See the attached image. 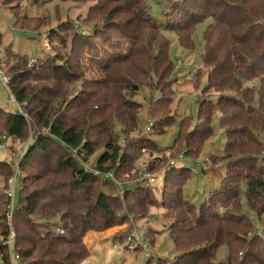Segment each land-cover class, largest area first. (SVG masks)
I'll return each mask as SVG.
<instances>
[{"label": "trees", "instance_id": "trees-1", "mask_svg": "<svg viewBox=\"0 0 264 264\" xmlns=\"http://www.w3.org/2000/svg\"><path fill=\"white\" fill-rule=\"evenodd\" d=\"M0 2L9 4L11 0ZM95 2L89 16L94 12L100 24L115 29L113 20L124 21L130 25L133 44L127 57L104 68L103 79L95 82L90 91L70 99L72 86L81 80L80 68L69 56L57 51H67L68 41L72 44L76 38L88 41L96 36L97 23L86 28L75 22L60 23L59 29L64 31L54 33V55L36 67L28 68L25 56L11 52L4 56L9 66L8 90L20 112L0 109V137L24 147L18 161L24 175L20 177V193L11 222L15 233L13 248L23 264H84L90 256L84 237L116 224L120 195H114V184L105 176L113 174L116 180L118 173L129 167L123 150L127 139L141 131V105L128 95L138 91L132 80L145 74L156 78L157 66L163 69L157 82L172 71L165 53L167 40L160 36L159 26L139 0ZM177 3L179 9L173 11L182 13L183 23L170 25L168 20L174 12H167L164 17L166 30L175 34L182 46L191 47L190 37L196 24L211 21L203 35L201 63L207 70V84L199 104L201 125L183 136V141L189 137L205 142L212 133L214 113H221L226 143L220 159L227 166L230 180L199 209L182 197L179 186L172 195L173 201L161 199L162 208L172 220L167 231L173 241L174 264H232V252L240 248L244 253L241 264H264V249L252 245L261 240L256 239L250 221L240 212L241 200L258 219L264 212V170L258 161L264 143V0ZM145 15L150 18L146 22L148 39L137 28L146 21ZM211 95L217 98L212 100ZM150 109L149 105V112ZM97 153L99 157L92 160ZM11 176L12 169L0 162L3 185ZM160 179L167 182L163 176ZM102 187L112 188L107 192ZM2 196L0 238L6 239L9 229L4 213L9 199ZM220 208L222 214H233L220 215ZM251 237L253 241L249 242ZM221 247L228 252L225 263L216 262ZM156 264L164 263L160 260Z\"/></svg>", "mask_w": 264, "mask_h": 264}, {"label": "rangeland", "instance_id": "rangeland-1", "mask_svg": "<svg viewBox=\"0 0 264 264\" xmlns=\"http://www.w3.org/2000/svg\"><path fill=\"white\" fill-rule=\"evenodd\" d=\"M95 1L11 0L9 4L0 2V69L8 76L9 66L4 58L7 52L25 56L29 63L28 68L34 65L36 67L41 60L50 59L57 49L54 33L60 34L64 31L59 29L62 22L79 23L84 28L97 23L96 36L91 35L92 38L88 41L76 38L72 44L68 41L67 51H57L69 56L80 68L81 80L72 86L70 99L90 91L95 82L103 79L104 68L127 57L133 44V39H130V25L126 26L124 21L113 20L117 27L115 29L100 24L99 17L94 12H90L89 16V9L95 6ZM139 1L159 26L160 36L167 40L165 53L172 65V71L157 82L156 78H160V72L163 70L160 68L162 66H157L156 78L145 74L132 80L138 91L128 92V95L133 102L141 105V131L130 136L124 147L123 152L128 158L129 167L120 171L116 180L113 174L108 178L114 184V195H120L116 224L101 232H89L84 237L83 241L90 253L84 264H146L148 261L156 264L160 260L164 264H174L176 260L173 241L167 231L172 220L169 213L162 208L161 199L164 197L173 201L172 195L179 186L182 197L199 209L212 194L230 180L227 166L220 159L226 143V126H223L225 121L221 113H214L210 124L212 133L205 142L199 143L189 137L186 142L183 141V136L195 131L201 121L198 116L199 104L202 90L207 84V70L201 63L205 48L203 35L211 21L205 20L194 26L190 37L191 47L186 48L181 45L175 34L166 30L167 21L164 16L167 12H174L173 9H179V4H175L178 0ZM182 3L187 7V4ZM119 5L123 7L122 3ZM174 13L171 18L173 20L168 21L170 25L179 23L180 26L183 23L182 13ZM150 18L145 15L146 21L139 23L137 27L141 36L146 39V22ZM138 66H141V63H138ZM8 95L0 83V109L16 112L18 105L7 103ZM216 98L214 95L210 96L212 100ZM149 122L153 124V129L146 133L145 127ZM164 125L168 126L160 130ZM9 145L12 147L8 148ZM263 145L260 147L258 161L264 170ZM23 151L22 144H13L9 139L2 141L0 137V162H5L12 169V173L14 167L18 166ZM99 155L100 153L95 154L92 160L95 161ZM180 166L184 168H179ZM144 174L149 178H144ZM21 175L23 177L24 174ZM162 176L167 182L163 183L160 179ZM149 179L152 181L149 182ZM6 188L7 184L3 185L0 180V202ZM110 188L112 187H102L107 192H110ZM19 193L20 184L17 179L14 186L15 205ZM240 203L241 214L248 218L256 234L264 212L258 219L244 200ZM218 213H223L221 208ZM224 214L222 215L233 213L225 211ZM193 215H196V212ZM252 241L253 237L249 242ZM256 244L264 249L263 242H252L253 246ZM242 250L240 248L232 252V264H241L244 257ZM227 258L226 248H219L216 262L225 263Z\"/></svg>", "mask_w": 264, "mask_h": 264}, {"label": "built area", "instance_id": "built-area-1", "mask_svg": "<svg viewBox=\"0 0 264 264\" xmlns=\"http://www.w3.org/2000/svg\"><path fill=\"white\" fill-rule=\"evenodd\" d=\"M0 83L6 89V91L9 93V90H8L9 78L2 69H0ZM7 103H16L15 99L13 98V96L10 93L8 95V102ZM17 111L20 112L19 106H18ZM152 128H153V124L150 122L147 123V125L145 127V132L149 133L152 130ZM21 176H22L21 171H20L19 167L16 165V167H14V171L12 173V176L7 180V188L5 191V196L9 199V203L6 207L4 217H5L6 225L9 229V232H8L6 239L0 238V244H1L0 264H23L21 262V257L18 254L17 250H15L13 248V239L15 237V233L11 227V222H12L14 210H15L14 186H15L17 179H18V181H20ZM143 176H144V178H149L148 175H146V174H144ZM110 177H112V174H107L105 176V178H110ZM151 181L152 180L149 179V182H151ZM58 232L62 233L61 230H58ZM256 236H258L260 238V240L264 243V217L262 219V223L259 225L258 229L256 230Z\"/></svg>", "mask_w": 264, "mask_h": 264}]
</instances>
